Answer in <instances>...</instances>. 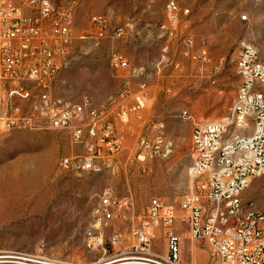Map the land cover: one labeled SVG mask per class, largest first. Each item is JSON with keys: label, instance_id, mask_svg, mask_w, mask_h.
Wrapping results in <instances>:
<instances>
[{"label": "rangeland", "instance_id": "1", "mask_svg": "<svg viewBox=\"0 0 264 264\" xmlns=\"http://www.w3.org/2000/svg\"><path fill=\"white\" fill-rule=\"evenodd\" d=\"M52 1L75 6L69 55L53 86L56 95L73 101L88 97L97 104L116 97L129 80L127 71H117L110 64L111 52L117 51L134 66H151V99L124 127L113 117L116 105L112 106L109 118L114 132L123 138L124 150L112 158L114 169L100 174L60 170L61 158L82 150L72 143L68 130L43 127L0 135V257H49L77 264L145 257L133 233L146 222L150 201L177 203L189 190L193 131L189 115L216 121L229 114L239 85L236 50L240 40L250 42L264 64V0ZM171 1L181 11L188 9L189 16L181 12L176 21L171 19ZM97 14L105 15L111 27L130 20L135 26L124 38L108 33L99 39L90 22ZM244 15L247 20L241 19ZM184 21H189L187 29L182 27ZM187 34L193 38V50L207 48V64L184 57ZM162 56L169 61L161 73H155L153 67ZM160 124L168 153L142 163L136 153L138 140L152 135ZM106 189L128 199L131 206L116 209L114 219L99 227L95 211ZM243 199L253 200L264 210V177L252 181ZM177 216L182 264H211L202 242L184 238L187 225L181 222L183 213L178 208ZM89 231L95 238L91 246ZM205 248L207 258L197 260L196 252ZM153 252H168L160 227L155 228ZM0 264L34 263L0 259Z\"/></svg>", "mask_w": 264, "mask_h": 264}, {"label": "built area", "instance_id": "2", "mask_svg": "<svg viewBox=\"0 0 264 264\" xmlns=\"http://www.w3.org/2000/svg\"><path fill=\"white\" fill-rule=\"evenodd\" d=\"M168 11L175 21L181 12L186 17L190 14L181 11L174 1L168 4ZM242 20H247V16H242ZM90 22L99 39L108 33L124 38L135 26V21L130 20L111 27L102 14L93 15ZM74 24L72 3L0 0V135L43 127L68 130L72 143L82 150L61 158L60 170L100 174L114 169L112 158L124 150L123 138L114 132L109 118L112 106L116 105L113 117L123 124L131 116L138 117L149 99L147 80L151 79V66H134L125 55L113 51L111 66L127 71L129 77L116 97L97 104L88 97L73 101L56 95L53 86L68 58ZM182 27L187 29L189 21H184ZM184 42V57L200 64L210 61L207 48L193 50L194 41L189 34ZM236 53L239 85L229 114L216 121L188 117L193 126L189 190L177 203L165 205L160 198H153L146 209V222L133 233L148 264H182L177 208L183 213L181 222L187 225L184 238L202 242L209 250L211 264H264V210L251 214L242 207L243 194L252 181L264 177V64L259 55L249 52L245 39L239 41ZM168 61L162 56L153 72L161 73ZM132 81H138L137 92L130 87ZM132 97L134 104H125ZM225 125H233L231 137H224ZM247 128L255 129L253 140L237 136V129ZM233 138H242V145H233ZM166 145L164 126L160 124L152 135L139 138L137 158L145 163L148 158L166 156ZM99 199L95 211L99 227L114 219L116 209L131 206L128 199H119L111 189H106ZM158 227L167 239L166 255L153 252ZM87 236L91 246L95 240L93 232ZM97 244H102V240ZM21 256L2 257L19 260ZM24 260L34 264H77L49 257Z\"/></svg>", "mask_w": 264, "mask_h": 264}, {"label": "bare ground", "instance_id": "3", "mask_svg": "<svg viewBox=\"0 0 264 264\" xmlns=\"http://www.w3.org/2000/svg\"><path fill=\"white\" fill-rule=\"evenodd\" d=\"M49 2H51V4H55L52 0H49ZM183 12L190 13L188 9L184 10ZM247 48L249 52H251V54L258 55L257 49L248 41H247ZM20 130H23V129H20ZM5 132H10V131H5ZM232 135H233V125H225L224 137H231ZM237 136L245 137L246 140H253L255 137V129L254 128L237 129ZM233 145H242V138H233ZM59 164H60V161H59ZM242 207H247V211H250L251 214L260 213V208L257 207L256 203L253 200L243 199ZM6 258L7 257H0V259H6ZM19 260H23V258L20 257ZM101 264H148V263L145 262L144 257L131 256L128 258H122V259L113 260L108 263H101Z\"/></svg>", "mask_w": 264, "mask_h": 264}, {"label": "crops", "instance_id": "4", "mask_svg": "<svg viewBox=\"0 0 264 264\" xmlns=\"http://www.w3.org/2000/svg\"><path fill=\"white\" fill-rule=\"evenodd\" d=\"M151 79H148L147 80V85H148V93H149V99H151ZM127 82V81H126ZM130 87H131V89H132V91L133 92H137L138 91V81H134V82H131V84H130ZM122 90V89H121ZM148 99V100H149ZM128 100H131L132 102L131 103H128L129 105H132V104H134V98L132 97V98H129ZM127 100V101H128ZM147 102V101H146ZM125 104H126V101H125ZM127 104V105H128ZM126 124H124L123 125V127L125 126ZM207 249L205 248V249H203V251H197L196 252V258H197V260L198 259H200V260H205L206 258H207V255H208V253H207ZM195 264H199V263H195Z\"/></svg>", "mask_w": 264, "mask_h": 264}]
</instances>
